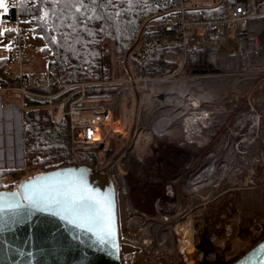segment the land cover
<instances>
[{"label":"built area","instance_id":"1","mask_svg":"<svg viewBox=\"0 0 264 264\" xmlns=\"http://www.w3.org/2000/svg\"><path fill=\"white\" fill-rule=\"evenodd\" d=\"M153 1L169 13L168 18L158 19L154 23L153 30L171 36L143 38L132 57L144 63L157 49L172 48L179 44L186 50H203L212 72L193 76V79L200 81V85L196 90L187 89L183 99H176L170 106H173L178 116L177 124L185 144L198 148L210 146V152L201 160L183 163L177 176L166 181L163 191L157 192L155 184L149 191L138 190L139 197L134 199L139 206H148L150 202V210L131 208L130 194L133 189L129 190L127 185L123 187L121 183L126 172L114 170L115 164L123 161L131 148L107 165L116 182L118 195L123 193L126 196L125 201L130 209L120 235L121 246L127 245L125 258L121 249L122 264H185L184 257H189L188 254H197L193 264H209L211 255L217 251L228 254L224 249L225 243L223 250H211L208 244L209 231L198 223H195L198 227L195 230L188 231L189 227L184 229L183 225H187L194 217L183 221L182 217L187 213L179 215L182 214L180 212L209 208L212 178L235 175L241 182L246 174L247 180L258 179L261 170L259 163L264 160L259 158V146H264V12L258 11L256 0H218L223 6V16L207 19L197 17L196 10L200 7L196 4L214 0ZM26 2L33 5L28 0ZM24 3V0H10L13 17L1 20L2 24L10 28V60L14 64V68L7 67L4 72L6 75H16V89L21 94L22 107L25 108L26 100L44 106L54 123L69 124L75 144H101L111 132L117 131L119 92L110 98L111 102H107L90 98V89L113 84L130 96L139 86L143 89L139 117L150 113L157 119L158 101L163 108L169 97L166 93L165 97L160 98L159 94L167 91L171 85H185L191 79L182 73L184 62L172 75L144 77L129 71L121 81L65 82L57 74L55 66H49L43 74L31 75L25 66L34 61L29 54V24L34 15L30 11H22ZM216 78H227L231 83L229 88L233 92L228 99V110L219 107V95L205 94L203 90L202 82ZM227 112L233 114L232 123L226 131L215 129L219 119ZM138 133L139 128H136L134 135ZM250 139H254L253 142L244 146ZM181 185L185 188L182 189ZM180 194L184 201H181ZM194 199L201 203L194 205ZM189 216L192 217L191 214ZM259 236H251L246 241V245H249L247 250L264 238L258 239ZM243 248L235 253L237 255L232 261L243 254ZM124 260L128 262L124 263Z\"/></svg>","mask_w":264,"mask_h":264},{"label":"trees","instance_id":"2","mask_svg":"<svg viewBox=\"0 0 264 264\" xmlns=\"http://www.w3.org/2000/svg\"><path fill=\"white\" fill-rule=\"evenodd\" d=\"M26 1L21 9L33 13L32 30L44 39L43 50L52 55L50 66H55L65 82L113 81L106 63V43L114 47L117 61L144 77L172 75L183 62L185 71L211 67L205 63L203 50H186L182 44L159 48L144 63L132 57L143 38L171 36L153 30L158 19L169 17L168 11L153 0H28L33 5ZM256 1L258 11L264 12V0ZM196 5L200 7L196 10L198 18L223 16V6L218 0L199 1ZM13 14L12 10L10 17ZM1 80L3 85L18 84L13 75H5ZM118 92V119L122 130L111 132L103 143L92 145L73 143L68 123H54L44 106L26 100L24 145L28 163L33 168L28 177L73 162L87 163L95 168L115 162L131 143L143 89L135 87L130 96L113 84L88 91L90 98L103 101L115 97ZM19 169L0 168V190L16 187L21 179L11 180L10 176ZM119 199L121 203L125 195L121 193Z\"/></svg>","mask_w":264,"mask_h":264},{"label":"water","instance_id":"3","mask_svg":"<svg viewBox=\"0 0 264 264\" xmlns=\"http://www.w3.org/2000/svg\"><path fill=\"white\" fill-rule=\"evenodd\" d=\"M81 198L99 219L75 205ZM109 204L114 243L100 246ZM0 208V264H122L119 195L107 166L73 162L36 173L0 190ZM228 264H264V238Z\"/></svg>","mask_w":264,"mask_h":264},{"label":"crops","instance_id":"4","mask_svg":"<svg viewBox=\"0 0 264 264\" xmlns=\"http://www.w3.org/2000/svg\"><path fill=\"white\" fill-rule=\"evenodd\" d=\"M9 1L10 0H7L5 2L6 11L4 10L0 17V33L4 34L6 37H2V34L0 35V71L3 73L0 72V168L19 167L22 169L28 162V158L24 145V107H22L21 103V94L16 89L17 84L3 85L1 80V77L6 75L4 70L7 67L14 68V64L10 60V28L1 23L2 18L10 17L12 13V7L10 6ZM29 27L31 28V36H34L36 39L40 38L35 35L31 24H29ZM29 54L33 57L34 61L25 66L26 71L31 75L45 73L50 66L52 55L51 57H47V59H43L42 56L33 52L32 44L29 49ZM42 54L46 56L49 52H45L42 47ZM205 63H207L206 60ZM211 72V67L210 69L193 71H185L184 69L182 73L191 77V79L185 85H171L167 91H163L159 94V97L163 98L167 93L169 97L166 104L173 105V102L175 103L176 99H183L186 91L189 89L196 90L200 85V81L195 78L193 79V76ZM12 75L16 76L14 73ZM6 76L9 77L11 75ZM113 81L121 80L113 79ZM201 84L203 85V90L206 92L205 94L219 95L220 100L218 105L220 108L224 110L229 109L228 99L232 96L233 91L229 88L231 83L227 78L224 80H206ZM158 105H160V101H158ZM139 116L140 107L131 143L124 152L128 148H131L132 154L138 161L149 162L151 164V167L146 169L144 175L138 174V176L144 179H159L160 192L163 191L164 184L167 180L177 176L180 166L183 163L189 160H201L205 158L208 152H210V146L206 148H198L194 145L185 144L177 124L178 116L175 114L173 106L170 108H165L164 106L161 108V106H159L157 119L156 117L153 118L150 113H146L141 117ZM233 120V114L227 112L224 114L223 118L219 119L217 126L214 128L219 129L220 131H226ZM136 128H139L137 136L134 135ZM116 129V132H121L122 130V123L119 119L116 123ZM121 172L125 171L121 169ZM129 173L133 175V172L130 170ZM147 184L148 187L145 185L142 186V191H149L153 187V183Z\"/></svg>","mask_w":264,"mask_h":264},{"label":"rangeland","instance_id":"5","mask_svg":"<svg viewBox=\"0 0 264 264\" xmlns=\"http://www.w3.org/2000/svg\"><path fill=\"white\" fill-rule=\"evenodd\" d=\"M7 0H5L6 2ZM5 8L0 9V17L4 12ZM1 28V25H0ZM1 35V34H0ZM2 37H5L2 34ZM6 38V37H5ZM30 42L33 45V52H36L39 56H42L43 59L51 57V53L48 55L42 54V47L44 46V39L42 37L36 39L34 36H31ZM106 63L110 69L112 78L115 80L125 79L129 73L125 63H120L117 61L116 53L114 47L111 44L106 43ZM113 98V97H111ZM107 102H111L110 98L106 99ZM160 105H158L159 107ZM165 108H170V105H164ZM120 114V104L118 106V112L116 114V120ZM115 126V125H114ZM260 147V155L264 159V146ZM262 147V148H261ZM262 161V160H261ZM17 163V162H16ZM154 165V164H152ZM261 169H264V160L259 163ZM148 167H151L149 162H140L131 152H128L124 160H120L114 166V170H124L126 172V177L121 179L123 187L132 188L133 192L130 194V202L132 204L131 208H147L151 207L150 202L148 206L143 205L139 206L138 202L134 198H138V190L142 189V186L145 185L148 187L147 183H153L157 185L155 190H160L159 179L156 178H140L138 174L144 175ZM129 170L133 172V175L129 173ZM33 173V168L27 162L22 169L16 170L10 176V179H24L28 177L29 174ZM246 174H244L243 180L240 182L237 180V176H217L216 178L211 179V204L206 210H193L191 212H180L179 216H184V213H187L186 216L182 217L183 221H186L188 218H193L192 221L183 225L184 229L189 227L188 231L195 230L198 228L195 223H198L201 227L209 230H212L213 237L212 240L222 241L224 240V249L228 251V254H221L217 251L215 256L216 260L211 258L209 264H220L224 259V255L227 260H223L228 264L231 259L235 258L241 248L242 253L245 252L247 242L251 236L260 235L264 231V170H260L257 181L247 180ZM20 180V181H21ZM147 184V185H146ZM240 187H239V186ZM238 188H234L237 187ZM181 188L184 189V185H181ZM153 189V187H152ZM235 189V190H234ZM180 191V189H179ZM214 194V195H213ZM217 195H219L217 197ZM202 196V194H201ZM216 197V198H215ZM181 201L183 196L180 194ZM194 205H197L200 200L194 199ZM150 210V209H149ZM130 209L127 207V202L123 199L120 203V225L121 230L125 224V219L128 217ZM192 215L189 216V215ZM198 225V226H199ZM229 226L232 227L231 233L228 232L225 228ZM220 228L223 230L220 231ZM210 233V232H209ZM122 256L125 258V251H127V245L122 244ZM124 252V253H123ZM240 255V254H239ZM230 259V261L228 260ZM228 261V262H227ZM128 262L124 260V263Z\"/></svg>","mask_w":264,"mask_h":264},{"label":"snow or ice","instance_id":"6","mask_svg":"<svg viewBox=\"0 0 264 264\" xmlns=\"http://www.w3.org/2000/svg\"><path fill=\"white\" fill-rule=\"evenodd\" d=\"M93 2H95V0H93ZM3 8H5V0H0V9H3ZM74 203L76 206H78L80 210L84 211L89 216L95 217L96 219L100 218L99 213L93 210V205L89 202L87 198H81L80 200H77ZM16 207H20V205H16ZM3 211L4 209L0 208V213H2ZM114 237H115L114 217H113L111 205L109 204L108 209H107L105 229L103 230L102 234L98 236V239L95 241V243L100 246L110 245L114 243V240H113Z\"/></svg>","mask_w":264,"mask_h":264},{"label":"bare ground","instance_id":"7","mask_svg":"<svg viewBox=\"0 0 264 264\" xmlns=\"http://www.w3.org/2000/svg\"><path fill=\"white\" fill-rule=\"evenodd\" d=\"M253 140L254 139H250V142H249V140L247 141V142H245L244 143V146H246L247 144H251L252 142H253ZM261 170H264V169H261ZM258 173H260V171L258 172ZM228 232H230L231 233V231L233 230L232 229V227H229V226H227L226 228H225ZM223 229L222 228H220V231H222ZM210 232V233H209ZM209 232H208V244H210V246L212 247V249L211 250H214V249H216V250H223V244H224V240H222V241H216V240H212L211 239V237H213V233H211L212 232V230H209ZM262 236H264V233L261 235L260 234V236L258 237V239L260 238V237H262ZM256 240V239H255ZM168 245V244H167ZM247 247H249V245L247 246ZM248 248H246V250H247ZM245 250V251H246ZM188 255H190L189 257H184V261H185V264H193L194 262H193V259L196 257V255L197 254H188ZM210 255V254H209ZM226 255V254H225ZM224 255V259L223 260H227V258H226V256ZM211 258H214V260H216L217 259V257L215 256V254H212L211 255ZM166 259V261H169L167 258H165ZM221 261L220 262V264H225L226 262L225 261ZM229 261H230V259H228ZM232 261V260H231ZM228 262V261H227ZM166 263H169V262H166Z\"/></svg>","mask_w":264,"mask_h":264}]
</instances>
